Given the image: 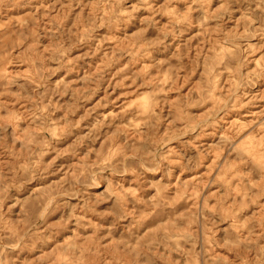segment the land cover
Wrapping results in <instances>:
<instances>
[{"label": "rangeland", "instance_id": "1", "mask_svg": "<svg viewBox=\"0 0 264 264\" xmlns=\"http://www.w3.org/2000/svg\"><path fill=\"white\" fill-rule=\"evenodd\" d=\"M0 264H264V0H0Z\"/></svg>", "mask_w": 264, "mask_h": 264}]
</instances>
